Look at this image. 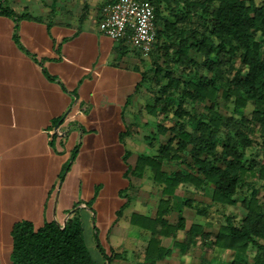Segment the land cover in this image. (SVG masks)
Returning <instances> with one entry per match:
<instances>
[{
    "label": "trees",
    "instance_id": "16d2710c",
    "mask_svg": "<svg viewBox=\"0 0 264 264\" xmlns=\"http://www.w3.org/2000/svg\"><path fill=\"white\" fill-rule=\"evenodd\" d=\"M150 1L156 10L157 40L149 56L151 64L142 71L135 91L147 84L148 101L140 111L162 116L157 130L145 136L151 145L155 140L159 143L155 153L140 152L125 173L129 182L131 176L147 175L161 189L156 215L131 217L138 224L145 218L143 226L151 230L146 261L155 264L172 254V246L163 245L162 236L172 237L183 248L192 232V244L200 241L220 252L232 250L229 264H264L260 195L264 162L255 157L259 150L264 153V0ZM0 12L35 18L29 13L18 15L2 2ZM202 103L206 111L198 110ZM133 125L120 133L122 142L132 134ZM160 134L167 139L160 141ZM130 154L126 149V162ZM182 184L208 188L211 202L220 206L237 203L242 193L243 216L236 221L223 211L224 221L219 220L214 230L202 223L186 229V206L200 215L209 210L178 194ZM246 186L252 188L249 193H244ZM172 215L176 220L170 219ZM180 231L186 237L178 239ZM11 234V264H99L88 247L78 210L63 225L56 220L39 226L27 219L16 221ZM212 261L203 255L191 264Z\"/></svg>",
    "mask_w": 264,
    "mask_h": 264
},
{
    "label": "crops",
    "instance_id": "0c3cea01",
    "mask_svg": "<svg viewBox=\"0 0 264 264\" xmlns=\"http://www.w3.org/2000/svg\"><path fill=\"white\" fill-rule=\"evenodd\" d=\"M112 1L0 0L18 15L35 17L0 12V264H11V230L16 221L27 219L39 226L56 220L63 225L75 210L85 236L89 225L93 237L102 233L104 259L94 258L99 264H148L146 247L151 230L144 228L145 218H140L141 224L131 219L134 213L156 215L146 213L152 201L139 199L143 181L131 176V183L109 195L104 194L105 182L101 181L90 197L81 199L70 196V185L65 186L64 194L62 191L70 158L91 152L93 141L101 151V160L87 169L109 167L110 157L115 163L116 149L124 145L119 157L122 165L112 172L126 180L128 166L135 164L140 153L127 146L133 133L125 143L120 133L126 125L139 123L133 120H142L138 115L141 107L135 108L142 103L139 95L143 88L139 93L135 90L148 62L139 49L100 31L102 9ZM138 58L140 61L134 62ZM145 136L146 144L151 145ZM151 146L157 149L158 143ZM126 149L131 151L128 163L124 160ZM155 187L161 195V189ZM113 204L120 206L112 219L107 207ZM93 218H98L99 224L92 225ZM186 235L180 231L178 239ZM191 236L190 232L183 248L175 245L172 237L162 236V244L172 246L173 251L155 264L197 261ZM101 244L95 241V246ZM199 254L203 256L205 250Z\"/></svg>",
    "mask_w": 264,
    "mask_h": 264
},
{
    "label": "rangeland",
    "instance_id": "374dc122",
    "mask_svg": "<svg viewBox=\"0 0 264 264\" xmlns=\"http://www.w3.org/2000/svg\"><path fill=\"white\" fill-rule=\"evenodd\" d=\"M117 41H122L127 46L130 44L128 40H124L122 38L118 39ZM149 56L142 57V58H146V60L148 62V65H147L148 67L151 64V59ZM199 58H201V55H199ZM139 61H140L139 58L137 60H134V62H139ZM146 87H147V85H144L142 92L139 95L140 102H142V103L138 104L139 107H138V109L135 108V111H138L139 108L142 107V105H144L148 101L149 95H148ZM219 101L221 104H223L222 98H220ZM198 110L199 111H206L205 104H203V103L200 104ZM222 110L226 111V108L223 105H222ZM138 115H139V117H141L142 120L140 121L139 118L133 120V121H136L139 123L138 124L134 123V125L131 127L132 133H133L132 134V143L129 141L127 146L130 147V145H131V148L133 150H137L136 154L139 152L154 153L156 151V147H152L151 145H147L145 140H144V136L146 134H150L151 132H154L157 130L156 123L159 120H162V116L161 115L156 116V115L149 114L145 109H143V111H141V112L138 111ZM129 121H131V120H129ZM167 123H168V121H167ZM166 139H167L166 135H161L162 141H165ZM258 140H262V139L259 137ZM157 143H159V142L155 140L154 145H156ZM92 145H93L94 149L91 152L77 153L74 157L72 156L70 158L69 164L71 162H72V164H71V168L69 171L65 170L67 177H66V181L64 183V188L62 190L63 194L66 191L65 189H67V188H65V186L70 185V187L68 189L70 191V196L72 198H75V199L76 198H78V199L88 198L93 194L96 183L104 181L105 182L104 194L109 195V194L116 193V190L119 187L125 186L126 184L131 182V181L129 182V180H126L125 178H123L119 172H117L115 174H113L114 172H112V170H114L116 168L119 169L120 166L122 165L120 163L119 157L125 151L124 145H119L117 147V149H116L117 161L115 163H114L113 157H110V166L109 167H103L102 165L96 167L95 165H93L92 168L87 169L88 165H90L92 163L95 164L96 162H99L101 160V158L99 157L101 151L97 148V143L95 141H93ZM111 150H112V148H111ZM251 152H252V149L250 148L248 150V153H251ZM255 157L263 160V162H264V153L262 150H259L258 152H256ZM132 159H134V158H132ZM102 164H104V163H102ZM133 178L135 181L136 180L138 182L143 181L145 184L143 185L144 188L142 189V191H139V192L134 191L135 188H131L132 192L133 193L138 192L140 200L147 199V200L152 201L153 205L148 206L146 213L155 214L157 212L156 210H157L159 200L161 197L158 189L155 186H157L159 189H160V187L158 185H156L155 183H154L155 186H153V185L151 186V180L149 178H147L146 176H143V178H141V179H139V177H133ZM61 182H63V180H61ZM251 189L252 188L250 186H246L244 188V193H249L251 191ZM130 191L131 190H129L127 192V195H129ZM177 193L193 198L194 199L193 203L195 206H200V207L206 206L209 210V213L207 215H200V214H197L195 208H191V207L186 206L184 208V214L187 217V224L189 227L193 223H202L204 228H206L207 230H211L213 228H216V226L218 224L217 222L219 220L224 221V217L222 216L223 211H225L228 214L234 215V218L236 221H238L244 214L243 202L241 201V198H242L241 194L242 193L238 196L237 203L231 204V205H226V206H220L217 204H213L211 202L210 190L208 188H206L204 190H198L193 185L182 184L178 187ZM260 195H261L262 200H264V190L263 189L260 191ZM77 206H79V204L76 205L75 207H77ZM119 206H120V204H117V206H115L113 204V205H110L107 207V209L111 210V213H112L111 218L112 219H113V217H115V215H114L115 209L119 208ZM81 212H82V209H81ZM170 219L172 221H174V220H176V216L172 215V216H170ZM95 223L99 224L98 218L92 219V225ZM92 235L93 234H92V231H91L90 225H89V227H87V229H86V239H87V243L90 247L92 256L95 259H99V260L102 259L103 260L104 256H103L102 251L100 249V247L105 248L104 243H103L104 238L102 237V233H101V235L96 236V237H93ZM95 239L98 240L100 243L102 242V244L99 247L95 246V241H96ZM192 246L196 247L195 252H194V259L196 258L197 260L199 258L198 256H202L201 254H199L201 249H202V251L205 250L204 256H206L208 258H212V260H213L212 262H214V264H229V261L233 257V251L230 249H226V250L220 252L217 248L214 249L210 246L208 247L207 245H204L200 241L197 242L196 244H193ZM250 258H252V257H250Z\"/></svg>",
    "mask_w": 264,
    "mask_h": 264
},
{
    "label": "built area",
    "instance_id": "2783aa9c",
    "mask_svg": "<svg viewBox=\"0 0 264 264\" xmlns=\"http://www.w3.org/2000/svg\"><path fill=\"white\" fill-rule=\"evenodd\" d=\"M99 29L118 40L126 38L149 56L157 40L156 10L150 0H114L102 9Z\"/></svg>",
    "mask_w": 264,
    "mask_h": 264
},
{
    "label": "water",
    "instance_id": "95a60500",
    "mask_svg": "<svg viewBox=\"0 0 264 264\" xmlns=\"http://www.w3.org/2000/svg\"><path fill=\"white\" fill-rule=\"evenodd\" d=\"M66 222V221H65Z\"/></svg>",
    "mask_w": 264,
    "mask_h": 264
}]
</instances>
